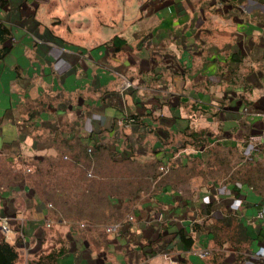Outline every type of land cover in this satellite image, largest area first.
I'll list each match as a JSON object with an SVG mask.
<instances>
[{"label":"crops","instance_id":"obj_1","mask_svg":"<svg viewBox=\"0 0 264 264\" xmlns=\"http://www.w3.org/2000/svg\"><path fill=\"white\" fill-rule=\"evenodd\" d=\"M0 23L9 29L0 45L7 161H69L83 143L106 149L112 165H180L193 149L187 135L203 132V148L264 156V0H0ZM122 173L107 176L129 179ZM210 185L138 195L130 207L113 198L112 223L81 227L19 182L0 194V217L11 219L0 241L16 246L18 264L60 247L55 264H264V197ZM231 217L247 240L219 246L213 226L230 227Z\"/></svg>","mask_w":264,"mask_h":264},{"label":"trees","instance_id":"obj_2","mask_svg":"<svg viewBox=\"0 0 264 264\" xmlns=\"http://www.w3.org/2000/svg\"><path fill=\"white\" fill-rule=\"evenodd\" d=\"M9 36V29L0 23V45ZM6 49L0 50V58ZM205 133H191L187 135L185 144H190L194 150L201 149L204 145ZM201 157L191 156L188 163L178 165L177 162H163L161 159H153L145 163L131 165H112L111 154L104 148H91L80 143L75 149V154H70L71 163L63 159L61 155L58 160H48L42 163H21L30 169V173H12L6 170L5 175L0 174V194H3L14 183L25 182L39 198L51 205L52 213L56 219L66 222H85L87 225L107 226L112 223L111 199L119 198L129 201V207L133 204L136 196H155L158 193H169L179 190L186 178H193L194 170L199 165H206L213 170L209 178L217 180L220 175H227L226 184L233 186H247L255 193L264 197V156L255 159L253 155L248 157L238 153L235 149L228 148H206ZM239 154L238 156H236ZM8 167L14 168L10 161ZM66 168L67 171H64ZM125 168H129V179L103 177L106 172L114 176L124 174ZM215 168V169H214ZM32 169L33 172H32ZM114 169H118L117 172ZM93 170V176L89 179V171ZM110 170V171H104ZM164 170V171H163ZM167 170V171H166ZM79 171L80 173L76 174ZM32 172V173H31ZM167 172V173H166ZM92 173V172H91ZM222 175V176H223ZM217 184L212 182V185ZM116 218L114 220H117ZM231 226L220 220H216L213 226L215 243L223 245L226 240L243 242L247 240L242 226L236 223L234 217L230 218ZM181 240L187 246L193 244L192 237L181 235ZM65 253V248L53 249L48 254L39 256L37 263L55 264L57 259ZM20 253L16 246L5 240L0 241V264H18Z\"/></svg>","mask_w":264,"mask_h":264},{"label":"rangeland","instance_id":"obj_3","mask_svg":"<svg viewBox=\"0 0 264 264\" xmlns=\"http://www.w3.org/2000/svg\"><path fill=\"white\" fill-rule=\"evenodd\" d=\"M130 89H132V86L130 87V88H128V90H130ZM125 90V89H124ZM207 150L206 148H201V151L202 150ZM204 150V152H206ZM196 151H200V148H199V150H194V149H186V151L185 152H182V158H183V162L181 163V165H185V164H187L188 163V160H189V157H191L192 156V154H194V153H196ZM203 152V153H204ZM238 152V151H237ZM191 153V154H190ZM239 154H237L236 156H238ZM242 154H240V156H241ZM67 156H68V158H69V161H66L67 163H68V165L71 163V161H70V158L72 157V155H70V154H67ZM203 156V155H202ZM13 166V165H12ZM11 166V169L8 167V164H7V162H6V159L5 158H3V157H0V174H1V177L3 176V175H5V173H6V170H12V173H30L28 170H29V168L28 167H25V166H20V165H14L15 167L13 168ZM215 169V168H214ZM33 170L34 169H32V172H33ZM115 171H113V172H117V170L118 169H114ZM64 171H67L66 170V168H65V170ZM104 171H110V170H104ZM164 171V170H163ZM167 171V170H166ZM211 171L213 172V170H211L210 168H208L205 164L204 165H199V167L198 168H196V170H194V174H192V177L193 178H190V179H188V178H186V181L183 183V185L182 186H180V190L183 192V194H187V196L189 195V194H191L192 193V191L194 190L195 191V189L196 190H201V189H205V191L206 190H208L209 188H211V185H210V183L212 184V182H216L217 184H215L216 186H222V187H227L228 188V185L225 183L226 181V178H227V175H223V174H221L220 176V178L218 179V181L217 180H214V179H212V178H209L208 177V175H210L211 174ZM31 172V173H32ZM77 173L76 174H78V173H80L79 171H76ZM90 173H89V179H91V178H93V177H95V175L93 176L92 174H93V170H90L89 171ZM92 172V173H91ZM109 173V172H108ZM108 173H104V176L103 177H105V178H107V177H109V176H107V174ZM167 173V172H166ZM109 175V174H108ZM223 175V176H222ZM1 179V178H0ZM15 184H17V183H14L13 181H11V184L10 185H15ZM230 186V185H229ZM213 187H214V185H213ZM150 198H152L151 196H149ZM204 199V198H203ZM79 224H80V222H79ZM88 224V223H87ZM85 222H81V227L82 226H85V225H87ZM80 226V225H79ZM91 226V225H90Z\"/></svg>","mask_w":264,"mask_h":264},{"label":"built area","instance_id":"obj_4","mask_svg":"<svg viewBox=\"0 0 264 264\" xmlns=\"http://www.w3.org/2000/svg\"><path fill=\"white\" fill-rule=\"evenodd\" d=\"M131 86H133L129 81H125L123 83V90H128V88H130ZM241 185H238V187H240ZM203 201L206 204L210 203V197L206 196L204 197ZM242 206V200L240 199H236L234 200V202L232 203V208L235 210H239L240 207ZM257 219L261 222H263V226H264V208L259 211V213L257 214ZM11 228V219L8 217H0V231L3 233H7L10 231ZM230 250L232 251H237V248H231ZM198 255L202 258H205L206 256L209 255V251L206 249H202L198 251ZM257 256H259L261 259H264V248H262L258 253Z\"/></svg>","mask_w":264,"mask_h":264}]
</instances>
